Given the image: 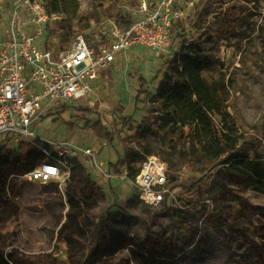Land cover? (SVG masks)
<instances>
[{
	"label": "rangeland",
	"instance_id": "rangeland-1",
	"mask_svg": "<svg viewBox=\"0 0 264 264\" xmlns=\"http://www.w3.org/2000/svg\"><path fill=\"white\" fill-rule=\"evenodd\" d=\"M12 1L0 0V31ZM103 1L98 10L92 0L57 3L78 19L95 10L99 17L111 15L119 4L138 0ZM200 2L194 0L189 15L173 25L171 43L180 49L183 37L192 47L206 38L217 40L215 61L202 77L222 89L245 146L264 156V0H226L195 26ZM76 27L85 31L87 26ZM173 52L148 58L143 48L128 47L117 53L119 63L109 78L78 102L82 110L56 103L37 122L41 140L68 138L99 148L97 161L103 171L113 170V177L84 161L72 168L69 182H32L20 174L43 159L39 151L31 149L18 161L0 151V264H264V194L231 180L224 165L206 172L200 162L190 168L184 156L189 144L176 135L172 120H164L162 110L146 98L135 106L139 78L153 90ZM58 105L66 110L57 113ZM98 116L112 139L83 128L84 118ZM128 117L134 126L157 119L163 130L145 127L125 145L123 138L134 133L122 128ZM151 155L179 173L177 204L137 199L129 168L134 173L137 159ZM198 177L204 182L189 188ZM205 198L213 202L211 211Z\"/></svg>",
	"mask_w": 264,
	"mask_h": 264
},
{
	"label": "built area",
	"instance_id": "built-area-1",
	"mask_svg": "<svg viewBox=\"0 0 264 264\" xmlns=\"http://www.w3.org/2000/svg\"><path fill=\"white\" fill-rule=\"evenodd\" d=\"M118 6L114 14L90 20L85 31L75 24V33L64 40L58 30L66 13L52 10L47 0H13L3 16L0 145L16 150L20 142H27L43 155L20 174L26 180L69 182L72 168L84 161L105 177L114 176L113 170L103 171L97 161L99 148L68 138L41 140L37 122L53 104L76 107L97 82L109 78L108 72L119 63L117 53L124 54L128 47L143 48L148 58L177 53L179 46L171 43V29L189 15L194 0H138ZM168 174L166 161L146 156L132 182L137 199L148 205L166 200L177 204L179 184L168 183ZM204 202L210 211L214 208L209 198Z\"/></svg>",
	"mask_w": 264,
	"mask_h": 264
},
{
	"label": "trees",
	"instance_id": "trees-1",
	"mask_svg": "<svg viewBox=\"0 0 264 264\" xmlns=\"http://www.w3.org/2000/svg\"><path fill=\"white\" fill-rule=\"evenodd\" d=\"M103 2V0H92L93 7L97 10L102 8ZM225 2L226 0H201L196 11L195 26L213 8H222ZM47 5L52 10L62 9L66 13V18L59 25V36L63 40L72 36L75 33L74 20L77 18L75 14L70 12L65 4L62 8L57 0H47ZM97 10H95L96 13L87 17L76 19V25L87 26L90 20L97 19L99 17ZM182 40L179 51L166 60L165 71L153 90L150 89L144 78H139L135 106L146 98L148 103L156 104L162 110L164 120H172L178 128L176 135L189 144L184 156L190 168L200 162L206 172L219 165H224L229 171L231 180L242 185L253 186L264 194V156L261 151L245 146L243 135L238 132V126L226 109L222 89L209 86L202 77V73L215 61L218 51V47H215L218 44L217 40L214 41L211 37L206 38L194 43L193 47L189 45L190 43H186L184 37ZM152 80H156V77ZM57 108H59L57 113L66 110L65 105H58ZM74 110L82 109L74 107ZM58 118L57 116L54 120ZM145 127L153 128L156 131L163 130L162 124L157 119L151 121L145 119L134 126L130 117L124 118L122 128H127L134 133L132 136L124 137L123 143L126 145L128 142H132L135 135H138ZM83 128H90L96 133L112 139V133L107 131L103 119L99 116L96 119L84 118ZM185 128L189 129L188 133H184ZM38 143L45 144L41 140H38ZM31 149L32 144L27 142H20L17 149L13 151L8 150L3 144L0 145V151L3 154L9 153L12 156H17V161L26 159ZM142 161L140 158L137 159L139 165ZM109 166L116 167L117 163L110 162ZM138 167L134 173L129 168V176L132 179H135ZM204 180L202 177L195 178L189 188L198 186ZM179 181V173L172 172L169 168L168 183L179 184ZM200 187L202 195H205L203 185ZM260 215L264 219V211ZM97 224L99 225V223ZM95 228L94 238L97 240L99 229L96 226Z\"/></svg>",
	"mask_w": 264,
	"mask_h": 264
},
{
	"label": "crops",
	"instance_id": "crops-1",
	"mask_svg": "<svg viewBox=\"0 0 264 264\" xmlns=\"http://www.w3.org/2000/svg\"><path fill=\"white\" fill-rule=\"evenodd\" d=\"M264 220V219H263Z\"/></svg>",
	"mask_w": 264,
	"mask_h": 264
}]
</instances>
